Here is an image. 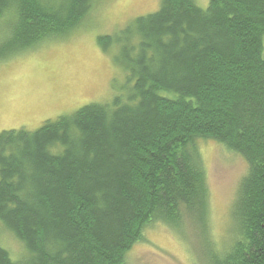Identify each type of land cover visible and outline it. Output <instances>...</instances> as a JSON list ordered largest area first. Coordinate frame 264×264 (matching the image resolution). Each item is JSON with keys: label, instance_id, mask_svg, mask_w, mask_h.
I'll list each match as a JSON object with an SVG mask.
<instances>
[{"label": "trees", "instance_id": "trees-1", "mask_svg": "<svg viewBox=\"0 0 264 264\" xmlns=\"http://www.w3.org/2000/svg\"><path fill=\"white\" fill-rule=\"evenodd\" d=\"M96 0H0V62L78 29ZM130 87L0 132V264H124L151 224L204 225L198 143L239 156L233 241L212 264H264V0H160L97 37Z\"/></svg>", "mask_w": 264, "mask_h": 264}, {"label": "rangeland", "instance_id": "rangeland-1", "mask_svg": "<svg viewBox=\"0 0 264 264\" xmlns=\"http://www.w3.org/2000/svg\"><path fill=\"white\" fill-rule=\"evenodd\" d=\"M207 0H198L205 5ZM160 0H96L70 34L0 62V132L35 131L46 121L92 103L125 96L130 88L116 63V46L104 53L99 36H115L133 19L155 12ZM208 188L206 223L184 217L178 226L151 224L124 264H212L233 241L232 205L247 166L221 145L198 143ZM0 244L13 258L21 248L9 235Z\"/></svg>", "mask_w": 264, "mask_h": 264}]
</instances>
